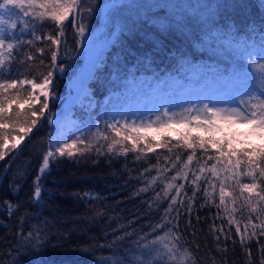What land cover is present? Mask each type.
Segmentation results:
<instances>
[{"label": "trees", "instance_id": "1", "mask_svg": "<svg viewBox=\"0 0 264 264\" xmlns=\"http://www.w3.org/2000/svg\"><path fill=\"white\" fill-rule=\"evenodd\" d=\"M104 2L86 0L93 7L98 6L93 18L85 20L90 30L99 25ZM131 5L152 7L123 9L112 17L111 24L106 19L107 29L116 33L101 55L103 62L94 66L92 73H95V78L90 82V89L100 106L105 97L122 91L123 81L130 74L138 75L141 81L170 80L167 84L171 85L175 82L171 78L183 77L190 65L229 68L232 57L219 45L227 46L233 36L241 43L258 42L264 31V0H132ZM158 6L167 9L160 10ZM110 11L112 9L104 15L108 17ZM169 12L184 13L183 28L162 33L159 25L167 22ZM145 14L151 16L150 23L142 21ZM134 21L137 23L133 34L120 35L121 24L126 22L131 27ZM33 25L37 36L58 32L54 22L49 20H39ZM64 32L62 40L67 41L70 55L65 57L62 44L59 63L65 67V63L77 61L80 48L75 43L77 37L71 17L65 22ZM21 38H32L31 27ZM156 42L161 44L159 49L154 46ZM54 47L50 40L44 39L34 40L32 45L25 44L7 66L8 70L0 72V82L23 78L41 82ZM40 49L45 50L44 55L40 54ZM145 53L149 56L147 63L142 60ZM29 55L33 57L31 61L40 63L37 68L26 66L30 62L27 60ZM259 69L264 74V65L260 64ZM68 80L67 67L64 73H56L53 87L58 99L50 102V113L45 115L58 111L59 101L66 100ZM23 88L25 86H18L10 90V94L15 95ZM72 100L68 112L76 119L77 126L87 129L94 125L97 121L94 109L99 107L89 111L81 107L76 99ZM103 125L100 120L101 133L104 132ZM51 132V126L42 121L19 148L0 161V258L3 264H12V257L17 255L12 251L17 246V233L27 234L30 231L36 237L44 238L37 240L40 247L20 250L22 264H140L145 259L142 253L147 252L144 245L151 246L156 238L150 226L165 223L161 217L170 197L175 195L173 188L169 191V199L165 198L166 185L190 153L181 148H174L169 153L161 148L147 154L128 152L117 155L107 151L111 142L109 135L108 141H96L90 152L76 158L77 162L67 158H58L53 162L42 178V195L37 201L32 199L33 180L49 148ZM176 143L172 140V144ZM97 148L102 155L97 153ZM177 155L181 158L178 163ZM197 158L201 159V164L206 159L200 152H197ZM174 163L175 167L172 166ZM211 163L208 162L209 165ZM191 168L200 174L195 160ZM205 175L210 177V173ZM191 179L190 172L188 181H175L177 185H185L181 193L185 204L193 192ZM214 182L217 187L215 192L209 189L211 199L204 195L207 185L202 178L191 213L184 212L182 205L178 204L177 207L182 209L178 220L157 228L158 234L163 235L171 229L172 234L180 238L179 260L171 264H261L264 261V252L261 251L264 236L242 244L235 224H229V220L239 223L243 232L249 219L259 223L257 215L264 209V202L257 205L256 212H252L244 201L248 194L241 195L239 187L229 180L226 191H231L237 200L233 205L231 198L226 197L229 209H235L226 212L223 206H218L219 181ZM257 182L264 188V179L258 178ZM241 183H251V179L242 177ZM16 186H19L18 194ZM84 193L92 195L86 198ZM252 199L255 201L256 197L253 195ZM9 202L12 208L5 210L4 206ZM172 216H176V212ZM125 230L133 235L125 236ZM147 259L148 264H164L155 252Z\"/></svg>", "mask_w": 264, "mask_h": 264}, {"label": "snow or ice", "instance_id": "2", "mask_svg": "<svg viewBox=\"0 0 264 264\" xmlns=\"http://www.w3.org/2000/svg\"><path fill=\"white\" fill-rule=\"evenodd\" d=\"M107 7L112 9L106 17L111 24L112 17L123 9L132 7L151 9L152 6L113 3ZM207 7L208 5L205 8ZM159 9L166 10L167 8L159 7ZM97 10L98 6L93 7L86 3V0H0V72L8 70L7 66L25 44L32 45L34 40L44 39L50 40L51 45L55 46L51 50L50 64L41 82L15 79L0 82V161L19 148L42 121L48 125L56 124L58 129L61 124H64L63 121L49 119L45 114L50 113V102L58 99L53 87L54 77L57 72H65V67L59 63L62 44L65 57L70 55L67 50V41L62 40L65 35V22L69 21L70 17L72 18V26L75 28L77 37L75 43L77 46L85 45V50L80 54L95 56L94 66H96L103 61L101 54L94 50L93 42L86 35L90 33V28L85 20L93 18ZM183 15L184 13L169 12L166 17L167 22L159 25L160 31L163 33L182 29ZM36 19L54 22L58 32L55 35L43 37L35 35L36 28L32 21ZM141 19L143 22L150 23L152 18L145 14ZM136 23L137 21H134L131 27L126 22L122 23L120 35H132ZM30 27L32 38L22 39L21 37L28 32ZM234 41H237L236 36L227 42V46L219 45L226 51V54L232 57V64L229 68L221 69L218 65H190L183 77L171 78L178 82V90L185 92L188 96L193 93L185 87L186 85L202 86L203 91L196 94L198 98L186 99L177 104L162 103L156 108H137L133 111L121 108L119 114H115L116 110L112 107L113 101L122 94L143 92L150 96L170 81L160 78L141 81L138 75L130 74L123 81L122 91L119 94L113 92L106 99L103 105L104 117L97 116L94 125L87 129L82 126L64 125L63 131H66L68 135H63L61 131H58L55 139L49 134V148L43 155L42 163L33 180L32 199L38 201L41 197L42 178L48 173L53 162L58 158H67L77 162L76 158L83 157L85 153L90 152L96 141L100 139L108 141L111 135L107 151L115 152L117 155L128 152L147 154L161 148L167 149L169 153H172L174 148H181L190 153L181 169L166 185L165 198L169 199V191L173 188H175V195L170 197L168 207L161 217L165 223L150 226L156 238L152 240L151 246L144 245L147 252L142 253L145 259L140 261V264H148L147 257L153 252L159 256L161 261H164V264L178 262L180 238L173 235L171 229L163 235L156 233V230L165 227L166 224H172L173 220H178L182 211L177 207L178 204L182 205L184 212L191 213L196 194L201 189L202 178L207 185L204 188V195L210 199L209 189L215 192L217 184L214 181H219L218 206H223L226 212L235 211L234 208L229 209L226 197L231 198L233 205L237 200L231 191H226V183L229 180L239 187L241 195L248 194L244 197V201L252 212H256L257 205L264 202V188H261L257 182L258 178L264 179V74L258 75L254 71V65L257 62L264 65V31L261 32L258 42L254 41L249 44L247 41L233 43ZM154 46L159 49L161 44L156 42ZM39 51L41 55H44V49ZM27 59L31 61L33 57L29 55ZM142 60L145 63L149 62L147 53L142 56ZM94 78L95 73L90 72L87 77L75 82V88L83 98L81 107L89 111L100 106L90 89V82ZM18 85H30L31 92L26 99L10 94V90L17 89ZM25 105L28 106V111L22 118L21 110ZM101 119L104 120L103 133L100 131ZM77 132L80 134L77 135ZM150 133H155V135H149ZM172 140H176L177 143L172 144ZM125 145H130V147H125ZM96 151L98 154H103L100 148ZM197 152H200L202 157H206L203 164H201V159L197 158ZM180 159L177 155L176 162L178 163ZM194 160L198 166L199 175L191 168ZM209 161L212 162L210 165ZM172 166L175 167L176 164ZM190 172L193 192L185 204L181 198L185 185L184 183L177 185L175 181H188ZM206 173H210V177L205 175ZM242 177L250 178L251 183H241ZM18 192L19 186H16V193ZM91 195V193H84L86 198ZM184 195L187 196V193L185 192ZM253 195L256 197L255 201L252 199ZM4 208L10 210L11 202ZM173 212H176V216H172ZM9 214H11L10 211ZM262 215H264V209H261L260 214L257 215L259 223H254L249 219L244 224L243 232L239 223L229 220V224H235L236 234L240 236L242 244L246 245V241L264 236ZM221 232L223 233V229ZM124 235L131 237L133 233L125 230ZM17 236V246L12 250L17 255L12 257V264H22L20 250L40 247L37 240L44 238L43 236L36 237L31 231L27 234L18 232ZM261 251L264 252V246L261 247ZM248 254H251L250 250ZM0 264H3L2 258H0ZM261 264H264V261H261Z\"/></svg>", "mask_w": 264, "mask_h": 264}, {"label": "rangeland", "instance_id": "3", "mask_svg": "<svg viewBox=\"0 0 264 264\" xmlns=\"http://www.w3.org/2000/svg\"><path fill=\"white\" fill-rule=\"evenodd\" d=\"M113 3H119V4H132V0H105V2L102 5L101 10V20L99 25L94 28L93 30H90V33H86L88 35V38L93 42L94 50L101 55L106 49V46L110 43V41L113 39L114 35L113 33H116L115 31L111 32L106 27V16L104 15L106 11L110 8L107 7V5L113 4ZM15 18V17H13ZM36 21H39V19L33 20L32 24H35ZM85 50V45L80 44L79 53L77 56V61L75 63L67 62L65 63V67H67V72H69V92L68 96L66 97V100H60L58 104L60 106L58 107V111L55 113H52L50 115H46L48 118L52 117L51 119L54 121H63L64 124L60 125V129L57 128L56 124L50 125L52 132L51 136L53 139L57 137L58 131H61L63 135H68L66 131H63L64 125H67L68 127H72L73 125L77 126V121L72 115L68 112V107L72 104L71 101H73V95L77 92L75 88V82L78 79L87 77L90 72H92L94 65H95V56H88V55H81L80 53ZM26 53V52H25ZM28 60V59H27ZM39 62L36 61H30L27 63V67H34L37 68L39 66ZM260 63L254 65V71L256 73L261 74ZM22 80H29L23 78ZM32 80V79H31ZM162 85L161 90L158 92H155L154 94L148 96L145 95L143 92H140L138 94H132V93H124L121 96H119L115 101H113L112 107L116 110L115 114H119V109L124 108L125 110L133 111L137 108H156L162 103H182L186 99H196L198 96L196 94L203 91V87H196L192 85H186L185 87L190 89V91L193 93V95L188 96L185 92L179 91V85L178 82H172ZM20 86V85H18ZM25 88L19 90L15 95L20 96L22 99H26L27 96L31 92L30 85H23ZM21 87V86H20ZM117 93V92H116ZM119 94V93H117ZM109 96L104 98V103L106 102V99ZM72 98V99H71ZM69 100V103L67 102ZM76 100L79 101L78 104L81 105L83 98L77 94ZM103 103V105H104ZM103 105L99 106V108L94 109L93 115L97 118V116L104 117V110ZM16 107L15 105L13 106ZM28 111V106L25 105L24 109L21 110V117L23 118L24 114ZM102 123H104V120L101 119ZM78 134V133H76ZM149 135H155V133H150ZM130 147V145H129Z\"/></svg>", "mask_w": 264, "mask_h": 264}]
</instances>
